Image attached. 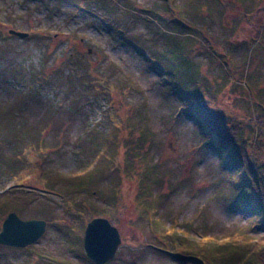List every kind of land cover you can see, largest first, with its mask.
Listing matches in <instances>:
<instances>
[{"label":"rangeland","instance_id":"rangeland-1","mask_svg":"<svg viewBox=\"0 0 264 264\" xmlns=\"http://www.w3.org/2000/svg\"><path fill=\"white\" fill-rule=\"evenodd\" d=\"M11 28L29 36L11 35ZM0 44V66L10 82L3 87L0 79V104L9 100L20 112L0 117L4 155L72 175L91 169L79 163L78 152L94 135L107 140L102 151L119 135L131 143L147 133V146L152 143L148 161L159 165L153 177L161 180L152 191L166 201L159 207L143 210L144 197L137 196L141 174L118 179V195L110 179L102 180L107 201L96 194L76 196L104 210L97 216L121 232V245L106 264H172L149 245H162L171 225L180 230L186 222L196 226L191 238L199 239L206 215L220 240L240 233L247 218L216 196L229 187L219 165L226 157L202 145L197 102L187 116L183 103L168 96L164 80L171 71L169 79L179 82L172 66L181 53L192 66L190 86L207 109L237 123L245 122L254 104L264 110V0H0ZM22 67L26 76L12 78L10 71ZM36 94L42 102L21 103ZM17 132L25 135L19 148L13 143ZM32 183H40L39 189H30ZM44 183L9 169L0 158V194H22L23 202L29 201L26 195L39 198L17 212L23 219L47 220L54 213L70 218V203L45 191ZM55 225L64 228L60 219L48 222L30 250L1 248L0 264H93L84 256V235L73 227L64 234Z\"/></svg>","mask_w":264,"mask_h":264},{"label":"trees","instance_id":"trees-1","mask_svg":"<svg viewBox=\"0 0 264 264\" xmlns=\"http://www.w3.org/2000/svg\"><path fill=\"white\" fill-rule=\"evenodd\" d=\"M180 29L188 30L187 27H180ZM176 44L180 46L181 43ZM1 50L0 44V57L4 56L5 52L3 50L1 53ZM179 56L180 61L175 64V67L172 66L173 73L178 75L176 77L179 80L178 83H173L174 80L169 79L171 71L167 68L170 72L166 75L167 80L164 81L170 88H168V96L183 103L180 108L184 109L187 116L192 113L191 110L194 108L192 106L197 102L198 105L195 108L199 109L200 116L204 119L201 128L198 129L202 145L208 146L217 155L226 157L219 165L221 171L225 173L221 180L229 183V187L226 190L219 189L216 196L226 209L236 211L247 218V223L239 227L237 230L240 231L239 234L236 231L233 232L236 233V237L231 238L230 235L220 240L217 235L211 233L209 229L211 220L206 215V219L200 225V230L197 233L199 239L191 238L196 226L193 222H186L180 225V230L171 225L169 232H164L165 238L162 245L155 243L149 247L155 254L166 258L172 264H264V110L259 109L258 104H254L253 108L248 107L249 115L245 122L237 123L233 118H226L224 112H220L218 109H207L201 94L190 86L193 84L194 78L190 75L192 66L187 62L189 59L181 53ZM177 64L181 70L176 69ZM10 72L12 78L26 76L23 67ZM0 74V79L5 83L3 87L7 86L6 84L10 83L8 74L1 66ZM2 81H0V85ZM80 92L85 93L82 90ZM31 100L33 103L43 101L36 94L29 99L25 98L21 103L28 105ZM4 102L0 104V117L3 115L11 118L17 117L20 112L15 109V103L13 104L9 100L5 104ZM146 136L147 133H142L137 140H131V143H128V139H122V136L119 135L113 143L105 146L104 151L101 150V147L107 140L102 142L101 138L96 135L90 144H79V147L82 146L78 152L80 154L79 163L91 165V169L84 174L67 175L54 169L48 171L41 167L39 162L31 164L26 157L6 156L3 150L0 151V158L11 170L28 172L34 177L46 181L43 186L45 191L55 192L70 203L72 209H67L68 214L70 212L72 215L70 218L64 219L53 212L54 215L51 218L47 217L48 222L60 219L64 228L55 225L59 231L66 234L69 231L65 228L73 227L84 235L87 222L99 214H104V210L89 207L86 200L76 201L75 199L78 195H87L86 197H88L91 194H96L99 199L103 198V188L100 183L102 180L110 179L112 189L116 194H120L117 186L119 181L116 182L118 179L122 180V176L141 174L138 179L137 196L144 197L143 210L159 207L160 204L166 202L164 197L162 201V193L152 191L154 185H158L161 180L153 177L157 173L159 165L148 161L152 143L147 146ZM24 137L23 133H15L13 143L16 144V148L20 147ZM124 147H126L125 154L122 162H119L118 156ZM39 184L32 183L29 187L33 190L39 189L37 188L40 186ZM26 198L29 201L23 202L22 194L4 190L0 194V224L9 211H16L20 214L25 210V207L39 200L35 195H26ZM103 199L107 201L105 198ZM43 204L49 206V203L45 201ZM164 215L168 216L169 212L165 210ZM49 224L51 225V223ZM30 247H27V250H30ZM1 248L18 249L0 245ZM84 256L93 263L85 253Z\"/></svg>","mask_w":264,"mask_h":264},{"label":"water","instance_id":"water-1","mask_svg":"<svg viewBox=\"0 0 264 264\" xmlns=\"http://www.w3.org/2000/svg\"><path fill=\"white\" fill-rule=\"evenodd\" d=\"M11 35L26 38L28 32L9 29ZM48 222L42 218L23 219L17 212L8 213L0 230V245L26 248L37 243L46 233ZM122 242L119 228L110 219L97 216L89 220L84 229L83 245L87 257L94 264L111 261Z\"/></svg>","mask_w":264,"mask_h":264}]
</instances>
